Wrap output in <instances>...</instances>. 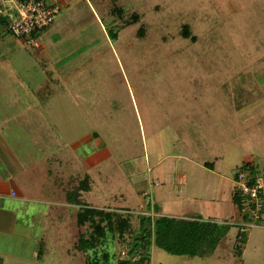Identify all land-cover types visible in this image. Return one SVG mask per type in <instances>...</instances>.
<instances>
[{
    "label": "rangeland",
    "instance_id": "rangeland-1",
    "mask_svg": "<svg viewBox=\"0 0 264 264\" xmlns=\"http://www.w3.org/2000/svg\"><path fill=\"white\" fill-rule=\"evenodd\" d=\"M124 5L128 11L100 19L102 25L88 19L57 36L55 64L39 60L47 76L33 72L28 54L20 65L37 83L63 82L57 92L62 109L50 103V117H59L65 143L97 133L110 158L91 196L98 210L109 211L105 204L130 219L123 238L107 231L101 244L71 249L69 262L50 256L44 263L90 264L101 251L109 254L108 264L130 260V242L149 230L141 218L160 216L195 217L210 224L211 233L195 257L152 244L150 264H264V188L259 222L256 215L242 218L233 201L243 165L250 178H264V0ZM133 14L137 22L123 29ZM54 66L64 74H54ZM67 230L76 236L72 221Z\"/></svg>",
    "mask_w": 264,
    "mask_h": 264
},
{
    "label": "crops",
    "instance_id": "crops-1",
    "mask_svg": "<svg viewBox=\"0 0 264 264\" xmlns=\"http://www.w3.org/2000/svg\"><path fill=\"white\" fill-rule=\"evenodd\" d=\"M46 1L60 8L47 29L27 39L0 30V264H45L50 256L56 262H69L65 256L70 257L71 249L92 238L94 224L79 225L78 220L80 215L90 217L85 210L99 206L91 195L97 173L110 158L96 132L65 143L60 119L50 117L49 109L50 103L62 109L57 92L64 89L63 82L37 83L30 68L20 65L28 54L26 62L35 63L33 72L39 69L47 76V65L39 60L55 64L52 56L61 40L57 36L88 19L106 22L118 9L128 11L124 4L136 0ZM0 25H6L2 18ZM33 42L39 44L38 50ZM53 71L64 74L58 66ZM103 207L110 211L108 205ZM71 221L76 236L67 230ZM104 253L90 262H108L109 254Z\"/></svg>",
    "mask_w": 264,
    "mask_h": 264
},
{
    "label": "trees",
    "instance_id": "trees-1",
    "mask_svg": "<svg viewBox=\"0 0 264 264\" xmlns=\"http://www.w3.org/2000/svg\"><path fill=\"white\" fill-rule=\"evenodd\" d=\"M124 13L123 9H118L116 15L121 16ZM138 20L136 14H133L127 21H124L122 28L125 29L131 24H135ZM47 29V28H46ZM45 30V29H44ZM43 31V30H42ZM182 35L189 37V31L187 27L182 28ZM109 35L113 40L117 39L115 32L109 31ZM248 164L241 167V171L246 174ZM247 175V174H246ZM248 182L251 185L255 178H250L247 175ZM233 201L241 209V202L239 197L233 195ZM90 214V217L80 215L78 220L79 225H84L87 222L94 224L92 227L93 235L89 241L83 243L82 249H88L93 244H101L108 231L111 235H117L120 238L130 231V219L121 217L117 212L103 211L98 209H87L84 213ZM248 217L244 215L243 218ZM192 217V219H175L168 217H157L155 219L147 217L141 218L142 226L146 224L149 226V230H142L139 237H134L130 242L129 257L130 260H119L117 264H150L149 253L147 249L153 244L157 248L167 252L168 254L175 256H189L195 257L201 255L204 247L207 243L208 237L211 233V226L208 223H203L202 220ZM228 230L224 232V235ZM238 235V244L244 243V233ZM205 248H207L205 246ZM240 246H237V249ZM106 253V252H105ZM104 253V255H105ZM204 253V252H203ZM106 257L107 254L105 255ZM138 257V260L134 261V258ZM98 261V259H97ZM90 262V264H108V262Z\"/></svg>",
    "mask_w": 264,
    "mask_h": 264
},
{
    "label": "built area",
    "instance_id": "built-area-1",
    "mask_svg": "<svg viewBox=\"0 0 264 264\" xmlns=\"http://www.w3.org/2000/svg\"><path fill=\"white\" fill-rule=\"evenodd\" d=\"M59 11L58 6L49 4L46 0H0V18L6 23V25H0V30L17 39L31 38L38 32L50 27ZM33 46L37 50L40 48L37 42H33ZM263 180L262 177H256L253 184L250 185L247 175L241 170L237 171L235 191H237L241 202L242 218L245 214L248 217L256 215L254 221L259 222L261 220L259 211L262 208ZM254 207L258 209V212ZM244 227L241 226L242 229Z\"/></svg>",
    "mask_w": 264,
    "mask_h": 264
},
{
    "label": "water",
    "instance_id": "water-1",
    "mask_svg": "<svg viewBox=\"0 0 264 264\" xmlns=\"http://www.w3.org/2000/svg\"><path fill=\"white\" fill-rule=\"evenodd\" d=\"M141 223H142V221H141Z\"/></svg>",
    "mask_w": 264,
    "mask_h": 264
}]
</instances>
